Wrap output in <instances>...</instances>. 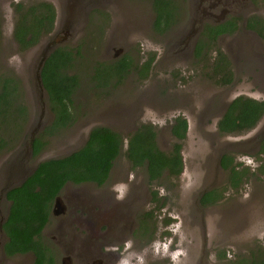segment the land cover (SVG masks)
Listing matches in <instances>:
<instances>
[{"label":"rangeland","instance_id":"374dc122","mask_svg":"<svg viewBox=\"0 0 264 264\" xmlns=\"http://www.w3.org/2000/svg\"><path fill=\"white\" fill-rule=\"evenodd\" d=\"M38 1H48L54 6L56 29L38 45L22 52L12 37L16 20L13 4ZM70 1L0 0V77L14 75L20 79L27 107V120L20 135L8 150L0 153V225L8 211L9 204L3 197L8 187L19 184L39 162L78 150L89 131L102 126L118 133L123 141L107 181L101 186L67 183L58 198L64 205L63 196L72 201L74 195L90 199L99 193L106 196L127 193L125 201L131 209L143 204L136 215L153 214L147 222L154 235L140 244L126 243L120 250L121 264H130L133 260L140 264H239L246 260L250 264L258 253L264 256V174L257 173L258 166L264 164V155L259 156L252 143H248L247 152H241L236 145L238 141L250 140L254 136L251 132L217 137L214 131L217 119L234 97L264 100V91H260L264 90V41L245 28L242 21L237 31L217 39L216 47L231 63L234 82L220 86L206 75L204 68L208 62L199 63L194 57L195 41H191L199 33L195 6L199 0L181 4L178 22L163 34L153 29L152 0H80V6L73 8L77 16L68 19L65 15ZM209 1L216 8L207 10L202 1V12L200 8L199 11L203 15L211 12L219 22L236 16L264 20V0L255 3L243 0L240 10L232 0ZM189 33L191 40L178 46ZM54 35L66 36L63 46L78 48L70 70L79 79L72 106L75 121L55 135L43 136L45 146L33 156L28 148L30 138L52 121L46 93L34 81L33 67L40 57L41 44ZM125 56L138 66L152 57L147 78L140 79L131 72L117 87L93 86L91 78L97 63H109ZM215 56L212 53L208 59ZM251 61L252 66L246 68ZM179 115L188 125L186 138L180 142L182 173L177 178L163 176L150 182L145 168L133 169L124 155L128 137L140 125L151 124L159 148L170 152L178 142L171 135L170 127ZM224 151L232 152L236 162L248 169V174L238 190L225 191L213 206L199 207V192L226 185L227 174L218 166V157ZM151 191L157 192L158 202L151 200ZM58 214L51 212L42 232L55 264H61L66 256L59 240L64 238L63 231H56L61 219ZM88 214L92 215L91 212L81 215L84 223ZM167 219L171 223L165 226ZM77 223L84 226L80 221ZM74 227L72 224L71 230L76 234L78 229ZM4 240L0 230V243ZM74 260L78 263L77 258H69L70 263L74 264ZM33 262L32 254L7 257L0 252V264Z\"/></svg>","mask_w":264,"mask_h":264},{"label":"trees","instance_id":"16d2710c","mask_svg":"<svg viewBox=\"0 0 264 264\" xmlns=\"http://www.w3.org/2000/svg\"><path fill=\"white\" fill-rule=\"evenodd\" d=\"M185 2L186 0H152L154 31L159 34L170 31L178 21L181 4ZM252 2L255 3L256 0ZM13 11L16 20L12 37L20 51L35 47L44 37L53 33L56 10L50 2L38 1L28 5L19 2L13 4ZM240 22L241 20L230 17L219 24L205 23L195 42V60L199 63L208 62L206 67L204 65L206 75L216 85H231L233 71L229 59L219 51L215 43L220 36L237 31ZM245 23V28L254 31L264 41L263 19L252 16ZM212 53H216V56L209 60ZM77 55L78 48L59 46L42 67L41 83L47 94V107L52 121L34 137L31 144L33 156L39 154L45 146L43 136L55 135L75 121L72 106L79 79L70 74V70ZM152 61L153 58L150 57L138 66L125 56L113 62L97 63L93 68L92 84L96 88L117 87L131 72L136 73L140 79H145L150 73ZM263 114L264 101L237 96L227 106L216 129L221 135L241 134L253 128ZM26 120L27 107L24 105L20 79L14 75L0 77V153L11 147ZM187 129L186 119L181 115L176 116L170 133L178 142L173 144L170 152H164L158 146L154 127L151 124L140 125L128 137L124 155L133 169L145 168L150 182L157 181L164 175L177 178L183 170L180 142L185 140ZM122 144L121 136L112 129L94 127L81 148L66 156L39 162L21 185L7 191L8 211L1 224V231L6 237L2 246L3 253L8 257L32 253L34 264H54L53 255L42 239L54 199L67 183L103 185L109 177L113 162L120 155ZM260 152L264 153L263 144ZM220 167L227 171L226 185L203 193L199 199L201 207L217 204L225 191L238 190L248 174V169L240 163H234L229 154L221 157ZM257 171L264 174V164ZM153 202H158L157 193L153 194ZM161 205L159 199V207ZM152 215L145 213L144 221L147 225ZM170 223L169 219L164 221L165 226ZM145 232L149 231L145 229ZM239 264L248 262L243 260ZM250 264H264V256L258 253L251 258Z\"/></svg>","mask_w":264,"mask_h":264},{"label":"flooded vegetation","instance_id":"af4514ba","mask_svg":"<svg viewBox=\"0 0 264 264\" xmlns=\"http://www.w3.org/2000/svg\"><path fill=\"white\" fill-rule=\"evenodd\" d=\"M199 1L200 2L196 3L195 5L196 10H197L196 11V14H197L196 21L199 25V31H198L199 33L201 32L202 27L205 23L219 24V23H223L226 20H228L226 19L224 21L219 22L217 19H213L214 16L211 12H204V15H203L199 11L200 3L202 1H205V8L207 10L208 9L212 10L213 8H216V6H215V3H212L209 0L207 1L199 0ZM242 1L243 0H232V2L236 4L239 10L241 6L240 2L242 3ZM225 5L230 6L228 3H225ZM200 10L202 12V8H200ZM198 13H200V16L198 15ZM235 18L241 20L242 22H244V25H246L245 21L247 18L243 17L242 19V18H239V16H236ZM199 33H197V35H199ZM189 34L186 37V39H189V36H191V34L190 35ZM225 35H222V36H225ZM197 37L198 36L195 35L194 39L191 42L193 41L196 42ZM186 39L182 40L180 44H178V46L181 44L185 45L187 44V42L191 40V39L189 40H186ZM256 62L259 63L257 59H256ZM250 66H252V61L246 64V68H250ZM260 91L262 92L264 90H260ZM232 100L227 102V105L224 108V111L222 112L220 118L217 119L214 125V131L217 137L235 136V135H221L216 129L217 122L221 119L227 106ZM257 101H264V100H257ZM246 132H251V135L253 134L254 136L250 140L238 141L236 145L239 147V150H241V152H244V151L247 152L249 148L248 143L250 144L252 143L254 145L253 147L254 151L258 152L259 156L260 155L263 156L264 153L260 151H261L262 144L264 145V114L257 121L255 126ZM237 135L239 134H236V136ZM244 148L245 150H243ZM224 154L231 155L234 159V163L237 164L239 162L238 161L236 162L235 155L232 152L224 151L223 153H221L218 157V166L223 172H226L227 174V171H224L220 167V160ZM261 162L262 161H260V163ZM258 168H260V166H258ZM214 188L208 189L206 190V192ZM154 193H157V192L151 191L152 201H153ZM203 193H205V191L202 193L199 192L197 195V205L199 207H201L199 205V199ZM74 196L76 197H74L72 201H69L63 196L62 200L65 199L64 205L61 204V200L58 197L55 198V199H58L59 212H56V210L53 209V207H51L52 214L56 215L57 213H59L57 217H61V219L59 220V226L56 228V231H59V230L63 231V235H64L63 239L59 238L61 248L63 249V254L66 255L62 259L61 264H73L72 262L71 263L69 262V258L71 259V257L75 259L77 258L78 260V263H76V260H74L75 262L74 264H121L120 263V250L124 248L126 243L136 242V244H140L142 240L144 239L150 240V238L154 235L153 228L150 226L149 223L147 225V223L144 221V215L145 213H148V212H145L144 215L143 214L136 215L137 211L143 207V204L136 206L134 210L131 209L125 201L127 197V193L121 194V195L115 194L114 196H106V195H103V193H99L98 195H94L92 197L93 200L92 198L86 199V198H80V196H77V195H74ZM84 212L92 213V215L88 214L86 216L87 221H85V223L83 222V219H81V215ZM79 221L84 226L78 225L77 222ZM72 224H75L74 228L78 229V233L73 234L71 230ZM81 229H84L85 233L82 234ZM145 229H147L149 232H145ZM5 241L6 240L0 243V252L3 255L5 254L3 253L2 246L5 243ZM26 254H32V253H26ZM22 255H25V254H22ZM14 256H17V255H14ZM32 256L34 258L33 254ZM65 260H68L67 263H65ZM130 264H140V263L133 260V262L131 261Z\"/></svg>","mask_w":264,"mask_h":264},{"label":"water","instance_id":"95a60500","mask_svg":"<svg viewBox=\"0 0 264 264\" xmlns=\"http://www.w3.org/2000/svg\"><path fill=\"white\" fill-rule=\"evenodd\" d=\"M70 3H71V6H69L67 8V12L65 11L67 13V15H65V17L68 18V19L70 17H72V16H74V17L77 16L76 15L77 11L75 12L73 8L80 6V0H71ZM55 29L56 28H54V30ZM65 42H66V36H64V37L62 36V37L59 38L58 36L54 35V36H52V37L50 36L49 38L44 40V42L41 44L42 45L40 47L41 48L40 49L41 54H40V57L38 58V60L36 61L35 65L33 67V72H34L33 76H34V81L36 82V85L38 86L39 90L42 91V92H45V90L43 89L42 83H41V76H40L42 67H43L46 59L50 56V54L55 49H57L59 46L65 45L66 44ZM194 45H195V43H194ZM46 96H47V94H46ZM33 139H34V135H32V138H30V141H29V144H28V148L31 151H32L31 144H32ZM25 179H26V177L19 184L15 185V186L8 187L3 193L4 199L6 200L7 191H9L10 189H13L15 187H18L19 185H21L23 183V181ZM53 205H54V207L58 206V199H55ZM53 209H55V208H53ZM0 230H1V225H0ZM5 240H6V237H5Z\"/></svg>","mask_w":264,"mask_h":264}]
</instances>
